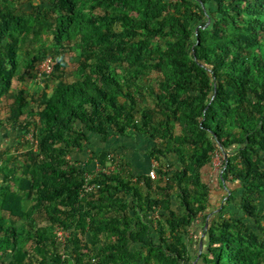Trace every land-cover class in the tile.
Masks as SVG:
<instances>
[{
	"label": "trees",
	"instance_id": "16d2710c",
	"mask_svg": "<svg viewBox=\"0 0 264 264\" xmlns=\"http://www.w3.org/2000/svg\"><path fill=\"white\" fill-rule=\"evenodd\" d=\"M27 76L52 83L34 106L14 84ZM8 98L0 128L21 140L0 167V264H188L199 216V264H264V0H0ZM131 133L152 142L155 179L107 149L77 165L90 136Z\"/></svg>",
	"mask_w": 264,
	"mask_h": 264
},
{
	"label": "crops",
	"instance_id": "0c3cea01",
	"mask_svg": "<svg viewBox=\"0 0 264 264\" xmlns=\"http://www.w3.org/2000/svg\"><path fill=\"white\" fill-rule=\"evenodd\" d=\"M29 9H30L29 3L24 2V1L20 3L19 10L28 11ZM2 112L3 111L0 108V114ZM95 137H97L94 139L96 140V142H93L92 139L88 140L89 144L94 145L95 147L90 148L89 147L90 145H88V147H85V149L81 151L80 153L78 152L75 153V155H78L77 157L78 159L82 153H86V149L88 150L90 154V151L95 150L94 148H96V151H100L102 149L109 150L108 147L110 146L116 147L117 153L121 154L122 157L124 156L125 160L131 163L132 172L134 174H142V173L148 174L150 167H151V162H152L151 158L148 155V151L152 146V142L148 138L142 137L140 135L137 136V135L130 134L129 137H126V136L113 137L114 139H112L111 142H107L108 140L104 141L102 140L100 136H95ZM19 140H21V132L19 130L11 129V128H8L7 126H3L0 128V167L4 165L5 161L7 160L9 156L16 154L15 146L19 142ZM99 143H103V144L100 145ZM97 146L101 148L98 149ZM124 147H131L132 150H135V152H133L132 154L129 153L130 151L126 152L124 150ZM114 155L116 154H113V153L111 154V156L113 157ZM86 162L87 161L85 160L84 162L78 163V164L85 166ZM86 167H88V170L90 172L95 173L98 168V165L95 161H91L90 163L87 164ZM226 184L231 186L232 183L226 182ZM231 187L233 188V186ZM218 200H215V196L211 189L210 201L213 206L211 207L212 210L213 208L218 207V205L220 204V201ZM218 209L219 208L215 210L217 211ZM157 212L158 211L156 210L153 216L154 215L157 216ZM210 221H211V217L209 218V216L205 220L201 219V216H199L188 229V234L184 239L185 243L187 244L189 255L192 258L188 264H199L198 255L196 256V250H198L199 247L201 248L202 246L203 229L207 227V223H209ZM183 264H187V263H183Z\"/></svg>",
	"mask_w": 264,
	"mask_h": 264
},
{
	"label": "rangeland",
	"instance_id": "374dc122",
	"mask_svg": "<svg viewBox=\"0 0 264 264\" xmlns=\"http://www.w3.org/2000/svg\"><path fill=\"white\" fill-rule=\"evenodd\" d=\"M50 42H51V38H49L48 40L46 39V41L45 42H37L36 43V46H38V47H40V46H43L44 44L45 45H49L50 44ZM72 55H73V53H72ZM69 59H70V55H66L65 56V60L66 61H68V62H71V61H69ZM48 61H50L52 64H53V62L50 60V59H47V61H44V62H48ZM39 64H41V63H39ZM38 64V65H39ZM39 68H41L42 69V65H39L38 67H37V69H39ZM71 74H73V76L75 75V72L73 71ZM14 84H16V87L17 88H19V87H21V88H23L24 89V91L26 92V94H27V97H29V101H30V106H34L35 105V103H34V101L33 100H36L37 98H38V96L42 93V91L43 90H45L46 92H49L50 90H51V88H52V83H50V86L49 87H45V84H46V82H44V81H39V78L38 77H35V78H32V76H27L26 77V79H25V81H22V82H16V83H14ZM32 99V100H31ZM12 101V99L11 98H8V100L7 101H5L4 103H3V105H2V107H0L1 108V110L3 111L0 115H1V117L3 118L4 116H5V112H6V106L10 103ZM27 117H26V119L28 120H30V119H32L33 120V118H34V116L32 117V115H26ZM176 129H177V131H179V125L177 124L176 125ZM32 132L30 131L24 138H25V140L26 141H28L29 143H33V139H32ZM132 134V133H131ZM113 137H117V136H109V137H107L106 138V140H104V141H107V142H111V140L112 139H114ZM134 137V136H133ZM143 137V136H142ZM95 138H97V137H95V135L94 136H90V139H92L93 140V142H96V140H94ZM125 139V138H124ZM104 141H103V143H104ZM131 141H132V139H131ZM92 142V141H91ZM92 142V143H93ZM103 143H99L100 145H102ZM88 145H90L89 144V142H85L84 143V147H83V150L85 149V147H88ZM90 148L91 147H95L94 145H90L89 146ZM106 147V146H105ZM97 148L99 149V148H101V147H99V146H97ZM95 150H93V151H96V148H94ZM97 149V150H98ZM108 149H109V151L111 152V154L113 153V154H116V156H121V154H119V153H117V151H116V147H108ZM123 149V148H122ZM124 150L127 152V151H130L129 153H133V152H135V150H132V148L131 147H124ZM89 156V152H88V150L86 149V153H82L81 155H80V157H79V159H77L78 161H77V165L78 166H82V165H79L78 163H82V162H84L86 159H87V157ZM115 156V155H114ZM75 157L77 158L78 157V155H75ZM122 158H124V156L122 157ZM125 159V158H124ZM151 160H154V159H152L151 158ZM109 165L111 166L112 164H110L109 163ZM221 168H222V157L219 155V153L218 154H215L214 156H213V158H212V163H211V165L208 167V172H207V174L205 175V180H207V182L209 183V185L211 186V189H212V191H213V194H214V196H215V200H218V201H220V203H222L223 202V198H224V196H225V194H226V190L222 187H220L219 185H218V183H217V178H218V175L220 174V172H221ZM237 187H234V190H237V188H238V186L239 185H236ZM240 190H239V188H238V190L236 191V193L235 194H238V192H239ZM229 195V194H228ZM264 224V221L262 222V226H264L263 225Z\"/></svg>",
	"mask_w": 264,
	"mask_h": 264
},
{
	"label": "built area",
	"instance_id": "2783aa9c",
	"mask_svg": "<svg viewBox=\"0 0 264 264\" xmlns=\"http://www.w3.org/2000/svg\"><path fill=\"white\" fill-rule=\"evenodd\" d=\"M44 61H47V59ZM44 61H42L41 64H39V65H42V69L41 68L37 69V67L39 65L36 67L38 77L46 76L52 70L53 64L50 61H48V62H44ZM157 167H158V162L155 160H152L151 167H150V170L148 172V175L150 178H152V179L156 178V168ZM111 168H112V166L108 165V167H106V168H99L98 167L96 171L102 170V171L107 173V172H109V170ZM92 177H93V174H87L86 175L87 181H89ZM92 187H94V185H92V186L87 185L86 189H90ZM95 187H97V186H95ZM54 233L57 235L58 239L61 242H64V240L67 238V234L61 228L56 227L54 229Z\"/></svg>",
	"mask_w": 264,
	"mask_h": 264
}]
</instances>
